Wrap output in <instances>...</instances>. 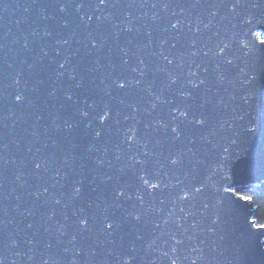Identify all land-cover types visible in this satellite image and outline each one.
Returning a JSON list of instances; mask_svg holds the SVG:
<instances>
[{"label":"snow or ice","instance_id":"6c2138e0","mask_svg":"<svg viewBox=\"0 0 264 264\" xmlns=\"http://www.w3.org/2000/svg\"><path fill=\"white\" fill-rule=\"evenodd\" d=\"M34 6L42 7V19L49 20L48 9L54 8L62 17L75 15L79 18L76 29L72 31L69 38L57 40L61 47L70 45L74 38L82 29L87 33V48L89 52L99 53L103 50L107 40L101 35L105 31L106 24H112L117 30L114 35L119 37L120 32L131 33L135 29L131 23L116 21L114 12L106 11L108 9H118L122 7H151L158 8L160 12L151 16L152 24L162 32H182L185 27L192 28L195 24L194 31L198 34L201 29L199 25L201 20H190L183 18L182 12H173L171 16L167 13L173 7H185L180 0H32ZM192 7H205L211 10L213 17L219 16L221 10H226L224 19H230L231 29L228 38L218 39L214 48H206L202 55L209 60L214 61L215 76L214 80L218 87H223L228 82L226 69H237L240 76L247 77L241 79L240 83L247 88L252 85V89L244 91L236 88L231 91L227 97V104L223 97L215 101L212 109V115L209 113V100L203 99L199 108L195 107L196 95L194 90L200 89L201 86H207V78L192 79L199 77L202 70L208 73V68L203 66L192 67L187 72L184 71V57L176 56L172 53L165 52L164 46L167 40L161 41V50L159 52V66L156 73L163 76L162 84L157 88L153 80L148 79V65L140 59L137 66L131 67L130 71L133 76H126L123 73L116 75L114 71L107 73L100 79L98 93L109 99H90L88 95H78V89H83L85 79L81 75L78 65L73 63L75 55L66 56L64 59L51 63L52 69L58 81L67 78L68 81L74 82L73 86L67 88L63 93V104L60 110L70 112L71 114L64 120L63 130L73 132L83 124L84 136L88 138L89 153L103 151L102 157H97L94 161L97 168H104L107 163V152L110 150L105 146L101 147L100 142L104 141L105 135L109 138L114 135L119 136V144L111 151L115 153V160L122 161L113 174L103 177L94 175L90 183L93 185L92 191L97 192L99 188L95 185L97 181L106 186L105 195L98 197L95 201L88 203L86 206H75V202L80 200L84 193V181L82 179L74 180L71 185L70 200L68 203L62 195L50 193L48 187L36 189L32 195L36 200L42 196H50L52 205H61L64 208L69 205L74 206L72 216L75 217L74 223L68 227H61L59 230V241L66 246L63 247L65 254L75 252L71 260L65 262L62 260L55 261V264H82L78 257L84 255L83 248H72L71 245H77L81 240H90L95 238L96 243L111 244L112 247L107 249V256L115 257V261L105 260L102 264H142V258L137 255L135 241H143L144 248L148 251L156 250L155 246L162 237H166L164 243H171L172 253L179 251V246L191 241L193 237L188 235V230L183 227V220L190 216V211H185L184 203L194 199L205 190V185L201 183L197 186L193 181L197 179L196 167L186 172L183 178L173 180L168 169H175L182 165L185 153L181 150L169 151L165 154L163 151L157 152L151 145L153 140L149 138V132L156 137H162L173 146L181 143L187 137L188 143L195 145L197 142L196 134L188 136V133L196 129H207L212 123L213 127L208 132V136L228 133L225 139L228 140V146L223 148L220 155V163L214 170L213 176L219 175L223 181L220 188L216 191H222L216 206L217 215L213 219V224L222 222L228 227L229 232L234 240L231 244V251L235 257V264H251L250 253L254 247L264 246V241L258 239L264 235V225L260 226L258 232H252L251 225L247 229L237 216V210L244 207L241 201H250L253 194L246 188L248 178L254 176L257 172L264 176V139L257 142V146L251 147L255 141L256 134L259 133L261 124L259 116L253 115L252 109L258 108L259 103L253 105V101H259L260 89L256 87L261 75H264V48H260L250 37H260L264 33V0H194ZM86 9L91 10L86 11ZM99 13V15H97ZM164 13L165 15H161ZM181 17V18H175ZM56 17L53 16L52 19ZM130 18V14H129ZM98 23L93 28L92 22ZM60 27L69 29L72 22L69 19H62ZM211 23L205 24L204 28L210 29ZM41 35V33H37ZM44 37L51 38L54 33L45 29L42 33ZM219 37V33L216 34ZM146 36L149 38L146 47H152L153 32L147 31ZM199 41L193 39L190 41L192 55H201L198 49ZM234 44H239L244 50V56L248 58L245 65L240 67L237 63V57L229 56L228 53ZM264 44V40L260 41ZM25 48L28 44L25 43ZM176 47L175 44L172 45ZM124 56L128 52L123 50ZM57 52V55H60ZM46 55V53H45ZM128 63L127 60L124 61ZM94 64L102 67L100 60L96 59ZM35 65L29 64L31 70ZM7 74L0 70V103L6 98L5 83ZM39 83H43L40 81ZM13 85L17 89L13 100L17 104H34V101L27 94L29 88L24 79V72L21 71L13 78ZM102 86V87H101ZM33 87L31 91H35ZM239 93V94H238ZM138 94H144L148 98V107L143 109L146 116L151 117L147 124L140 118L142 107L140 103L129 102L125 97H133ZM52 95H55L53 90ZM115 100L119 107H114L112 100ZM246 106V107H245ZM227 107L230 115L228 117L220 116L219 113ZM130 109V114L125 113L122 109ZM167 112V119L163 113ZM76 117L79 119L77 120ZM144 124V134H141V125ZM207 139V137H203ZM161 139H156L155 144L159 147L162 144ZM239 149L235 160L232 159V147ZM77 145H73L76 148ZM137 149H139L137 151ZM251 149V150H250ZM6 150V146L0 145V152ZM189 152L194 149L189 148ZM70 155L64 163L68 164L69 159H74ZM231 162V164H230ZM8 162L0 155V175L3 174L5 165ZM240 167L237 170L236 164ZM49 167V162L44 158H35L32 161L33 173L39 176ZM232 172L237 177L235 182H229L232 177L228 175ZM66 175V174H65ZM125 177L128 179L125 180ZM21 177H17L20 179ZM61 188L64 185L60 186ZM215 187V185L213 186ZM179 189L174 192L171 198L172 210L159 222L152 221L155 229H163L152 238L145 240V235L139 230L138 226L148 222V218L156 215L160 216L164 209L159 207L156 201L159 199L157 193L163 190ZM239 189V190H238ZM238 198V199H237ZM160 203H163L161 200ZM184 213V217L176 216V209ZM4 211L0 203V214ZM55 216L53 210L49 214V219ZM67 219V217H66ZM254 223V221H253ZM170 224H175L178 230H168ZM128 226L133 229L135 241L125 245L124 241L127 233L123 230ZM31 227V225H29ZM197 227L193 225V228ZM119 238V239H117ZM33 243V241H29ZM47 248H53L49 242ZM8 247H19L18 240L8 241L4 228V221L0 219V264H7L5 252ZM126 248V251H125ZM199 246L193 248L198 251ZM93 250L91 255H96ZM162 256H168L167 252H160ZM171 264H177L178 259L169 257ZM16 264V261H11ZM42 264H53L51 260H44ZM88 264H93L89 261ZM151 264H156L152 261ZM195 264V261H193ZM264 264V261L261 262Z\"/></svg>","mask_w":264,"mask_h":264},{"label":"water","instance_id":"95a60500","mask_svg":"<svg viewBox=\"0 0 264 264\" xmlns=\"http://www.w3.org/2000/svg\"><path fill=\"white\" fill-rule=\"evenodd\" d=\"M185 7H173L167 13L171 16L173 12H182L183 18L190 20H201L203 23L199 25L201 31H194L196 25L192 28L185 27L182 32H162L152 24L151 16L160 12L158 8L141 7H122L118 9H108L106 11L114 12L116 21L123 23H131L135 29L131 33L120 32L117 38L114 33L117 31L112 24L105 25V31L101 34L107 40L103 50L99 53L89 52L87 48V33L82 29L74 38L70 45L61 47L57 44V40L69 38L72 31L76 29L79 18L75 15L62 17L54 8L48 9L49 20L42 19V7L34 6L32 0H0V70L7 74L5 83L8 85L6 89V98L0 103V145L6 146V150L0 152L8 162L5 165L4 172L0 175V203L3 206V213L0 219L4 221V228L8 241L15 239L19 241V247H8L5 252L7 264L15 260L16 264H42L44 260L69 261L75 252L65 254L64 243L59 241V230L61 227H70L75 221L72 216L74 206L64 208L61 205H52L50 196H42L40 200H36L32 193L41 187H48L50 193L62 195L65 202L70 200L71 185L74 180L82 179L84 181V193L80 200L75 202V206H86L88 203L95 201L98 197L105 195L106 186L97 181L96 187L99 191L93 192V185L90 183L94 175L101 177L113 174L115 169L120 166L122 161L115 160V153L111 151L119 144V136L114 135L111 138L106 134L104 141L100 142L101 147L107 146L110 149L107 152V163L104 168H97L94 163L97 157L104 155L103 151L97 153H89L88 138L84 136L83 124L73 132L63 130L64 120L71 114L60 110L63 104V93L74 82L65 78L58 81L53 74L54 65L51 61L62 60L66 56L75 55L73 63L78 65L81 75L85 79L83 89L76 90L78 95H88L90 99H109L98 93L97 86L100 79L107 73L114 71L116 75L123 73L126 76L135 75L130 71L131 67L137 66L140 59H143L148 65V79L153 80L157 88L163 81V76L156 73L159 66V52L161 50V41L167 40L164 46L165 52L172 53L176 56L184 57V71L187 72L192 67L203 66L208 68L205 74L202 70L199 77L192 79L207 78V86H201L200 89L194 90L196 95L195 107L199 108L203 99L209 100V113L212 115V109L215 101L223 97L227 104L229 93L236 88L248 91L252 89V85L247 88L240 83L241 79L247 77L240 76L235 68L226 69L228 82L223 87H218L215 83V67L214 61L209 60L202 55L206 48H214L218 39L228 38L231 29L230 19H224L226 10H221L220 15L213 17L211 10L205 7H192L194 0H180ZM91 13V10L86 9ZM130 14V18H129ZM99 15V13H97ZM161 15H165L161 13ZM55 16V19L52 17ZM181 18V17H175ZM62 19H69L72 27L63 29L60 27ZM98 22L93 21V28ZM211 23L210 29H205L204 25ZM45 29L53 31L51 38L42 35ZM153 32L152 47H146L147 31ZM41 33V35H37ZM219 33V37H217ZM264 35V33H262ZM199 41L198 49L201 55L193 56L190 48L191 40ZM250 39L260 48H264V44H260V37H250ZM25 43L28 47L25 48ZM176 47L173 48L172 45ZM123 50L128 52L125 57ZM60 52V55H57ZM46 53V55H45ZM229 56L237 57V63L243 67L248 60L244 56V50L239 44H234L228 53ZM96 59L100 60L102 67L94 64ZM125 60L128 61L125 64ZM35 67L31 70L28 65ZM24 72V79L28 85L27 93L34 104L29 105L17 104L13 100V96L17 89L13 85V78L19 72ZM43 81V83H39ZM256 87L260 89L259 101H253V105L259 103L258 108H253V115L259 116L261 128L256 134L255 141L251 147L257 146V142L264 139V75H261ZM35 87V91L31 89ZM102 87V86H101ZM55 90V95H52ZM239 94V93H238ZM129 102L140 103L142 111L140 118L147 124L151 117L144 114L143 109L148 107V98L144 94H138L133 97H125ZM114 107H119L116 101H111ZM246 107V106H245ZM125 113L130 114V109L123 108ZM167 119V112L163 113ZM220 116L228 117L230 112L225 107ZM78 120L79 118L76 117ZM144 124L141 125V134H144ZM213 127L209 124L207 129H196L188 133V136L196 134L197 142L195 145L188 143L187 137L181 143L173 146L162 137H156L149 132V138L153 140L151 147L157 152L163 151L167 154L169 151L181 150L185 153L184 161L181 166L175 169H168L173 180L183 178L185 173L196 167L197 179L193 181L197 186L201 183L205 185V190L194 199L184 203L185 211L192 214L183 220L184 229L188 230V235L193 237L191 241L179 246V251L172 253V244L164 243L166 237L155 246L160 251H148L144 248L143 241H135L133 229L126 226L124 232L127 237L124 241L125 245L135 241L137 247V255L142 258V264H171L169 257L178 259L177 264H235V257L231 251V244L234 240L229 232L228 227L222 222L221 224H213V219L217 215V200L223 196L222 191H216L220 188L223 181L219 175L213 176L215 166L220 163V155L224 147L228 146V140L225 139L228 133H220L215 136H208V132ZM207 137L204 139L203 137ZM156 139H161L162 144L157 147ZM77 145L73 148V145ZM192 148L194 151L189 152ZM139 149H137L138 151ZM251 150V149H250ZM232 159L235 160L239 149L232 147ZM70 155H74V159H69L68 164L64 161ZM44 158L49 162V167L39 176L35 175L32 170V161L35 158ZM231 164V162H230ZM240 165L237 163L235 168L238 170ZM66 174V175H65ZM232 177L229 182H235L237 177L228 173ZM17 177H21L17 179ZM128 178L125 177V180ZM64 185L63 188L60 186ZM215 185V187H213ZM264 185V176L258 172L248 178L246 183L247 190L255 189ZM239 190V189H238ZM179 189H169L158 192L159 198L156 203L164 209L160 216L153 215L148 218V222L138 226L139 230L144 233L145 240L152 238L154 234L159 233L163 229H155L152 221L159 222L171 210V198L174 192ZM238 199V198H237ZM163 203H160V201ZM244 207L237 210V216L240 223L247 229L251 225L252 232H258L260 227L253 223L254 207L251 201H241ZM55 211V216L49 219V214ZM176 216L184 217V213L176 209ZM67 217V219H66ZM31 225V227H29ZM193 225L197 227L193 228ZM168 230H178L175 224H170ZM96 243L95 238L90 240H81L77 245H71L72 248H83L84 255L78 257L82 264H102L105 260L115 261V257L107 256V249L111 248V244ZM119 239V238H117ZM264 241V235L258 237ZM33 241V243H29ZM51 242L53 248H47V244ZM199 246L198 251L193 248ZM95 250L96 255H91ZM126 251V248H125ZM160 252H167L168 256H162ZM251 264H261L264 261V246L254 247L250 253Z\"/></svg>","mask_w":264,"mask_h":264},{"label":"trees","instance_id":"16d2710c","mask_svg":"<svg viewBox=\"0 0 264 264\" xmlns=\"http://www.w3.org/2000/svg\"><path fill=\"white\" fill-rule=\"evenodd\" d=\"M260 38L264 40V35H261ZM248 191L253 194V199L250 200L254 207L253 221L260 227L264 225V185Z\"/></svg>","mask_w":264,"mask_h":264},{"label":"rangeland","instance_id":"374dc122","mask_svg":"<svg viewBox=\"0 0 264 264\" xmlns=\"http://www.w3.org/2000/svg\"><path fill=\"white\" fill-rule=\"evenodd\" d=\"M261 37V36H260ZM263 40V39H262Z\"/></svg>","mask_w":264,"mask_h":264},{"label":"bare ground","instance_id":"6f19581e","mask_svg":"<svg viewBox=\"0 0 264 264\" xmlns=\"http://www.w3.org/2000/svg\"><path fill=\"white\" fill-rule=\"evenodd\" d=\"M256 189V188H255Z\"/></svg>","mask_w":264,"mask_h":264}]
</instances>
